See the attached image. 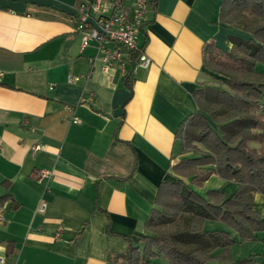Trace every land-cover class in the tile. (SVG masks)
Returning <instances> with one entry per match:
<instances>
[{
	"label": "crops",
	"instance_id": "obj_1",
	"mask_svg": "<svg viewBox=\"0 0 264 264\" xmlns=\"http://www.w3.org/2000/svg\"><path fill=\"white\" fill-rule=\"evenodd\" d=\"M223 1L155 0L137 39L151 62L131 71L103 69L95 42L82 48L78 8L94 0H0V264H108L147 232L158 186L184 156L175 132L217 76L204 43L228 52L250 36L220 19ZM254 208L264 216L259 192ZM234 234L264 264V234Z\"/></svg>",
	"mask_w": 264,
	"mask_h": 264
},
{
	"label": "trees",
	"instance_id": "obj_2",
	"mask_svg": "<svg viewBox=\"0 0 264 264\" xmlns=\"http://www.w3.org/2000/svg\"><path fill=\"white\" fill-rule=\"evenodd\" d=\"M220 19L250 36L233 38L228 52L204 43L203 63L217 76L194 90L197 109L175 132L184 156L170 169L173 179L158 186L144 221L147 232L136 242L127 238L125 250L109 256L108 264H152L156 256L169 264H255L256 254L233 261L236 238L227 230H205L203 223L221 221L242 241L264 234V216L254 208V194L264 195V0H224ZM213 174L237 183L236 189L199 193L195 186Z\"/></svg>",
	"mask_w": 264,
	"mask_h": 264
},
{
	"label": "built area",
	"instance_id": "obj_3",
	"mask_svg": "<svg viewBox=\"0 0 264 264\" xmlns=\"http://www.w3.org/2000/svg\"><path fill=\"white\" fill-rule=\"evenodd\" d=\"M151 1L94 0L88 7L80 5L77 30L80 34L82 48L95 42L100 52L102 68L105 70L113 63H118L122 69L126 63H131V71L136 66L148 67L151 59L139 48L137 39L146 14L152 7ZM90 11L94 12L92 18ZM75 79L77 77L74 75L68 78L69 81ZM259 108L263 111L264 104L260 103ZM72 121L79 122L80 120L77 116H73ZM49 174L48 170H41L38 177L47 178ZM45 207L46 202L42 201L36 210L43 212ZM4 208L5 203L0 201V223L4 220Z\"/></svg>",
	"mask_w": 264,
	"mask_h": 264
},
{
	"label": "rangeland",
	"instance_id": "obj_4",
	"mask_svg": "<svg viewBox=\"0 0 264 264\" xmlns=\"http://www.w3.org/2000/svg\"><path fill=\"white\" fill-rule=\"evenodd\" d=\"M253 146L255 148H258L259 147V143L255 142V143H253ZM214 181H215V178H211L209 180H206L200 186H195V189L199 193L204 195L209 189L216 188V187H214ZM236 187L233 188L230 192L234 191L236 189ZM230 192H228V193H230ZM203 228L205 230H208V231L227 230V231H229L231 233L232 237L235 236V234H234L235 232L231 228H229V226H227L226 224H224L221 221L205 220L204 223H203ZM248 244H251V243H243V244H239V243H235L234 244L233 243L231 245L230 252H231V258H232L233 261H235L238 258L245 257V256L249 255L250 250L248 249ZM217 250H219V249H217ZM216 251H214V253H216ZM232 251H233V254H232ZM151 263L152 264H169L168 260L165 257H163V256L153 257L151 259Z\"/></svg>",
	"mask_w": 264,
	"mask_h": 264
}]
</instances>
